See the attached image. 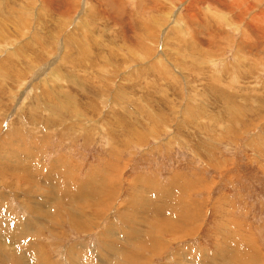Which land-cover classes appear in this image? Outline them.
Listing matches in <instances>:
<instances>
[{"label":"rangeland","instance_id":"obj_1","mask_svg":"<svg viewBox=\"0 0 264 264\" xmlns=\"http://www.w3.org/2000/svg\"><path fill=\"white\" fill-rule=\"evenodd\" d=\"M0 264H264V0H0Z\"/></svg>","mask_w":264,"mask_h":264},{"label":"bare ground","instance_id":"obj_2","mask_svg":"<svg viewBox=\"0 0 264 264\" xmlns=\"http://www.w3.org/2000/svg\"><path fill=\"white\" fill-rule=\"evenodd\" d=\"M99 209V208H98ZM28 256V255H27Z\"/></svg>","mask_w":264,"mask_h":264}]
</instances>
